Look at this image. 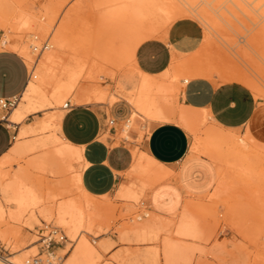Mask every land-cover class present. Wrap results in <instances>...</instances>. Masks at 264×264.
<instances>
[{"label":"rangeland","instance_id":"obj_1","mask_svg":"<svg viewBox=\"0 0 264 264\" xmlns=\"http://www.w3.org/2000/svg\"><path fill=\"white\" fill-rule=\"evenodd\" d=\"M102 1L103 0H99V1L98 0H7L5 2L4 0L3 3L2 1H0L1 3L0 4V49H12L9 45L5 46L4 44L1 43L5 38H7L8 40H10V42H13L15 44H24L28 42L30 33L31 35H33L32 37H35L36 43L38 45V50L33 51L32 48L28 46L29 48L27 47V49L30 51V57L26 56L20 50L15 49V51L22 54L26 59L30 70V77L28 82L30 81V79L35 80V84L36 86H38L37 89L39 90V91L37 90V93L39 94L45 93L44 95L51 100L52 92L57 87V83L61 85L62 84L66 85V83L70 81V79L68 81L66 79V77L67 78L69 77V73L71 72L70 70H72L71 73H73L74 71L75 74L78 71L77 72L78 74H76L74 80L75 83L74 89H72V92L70 91L66 95V97L62 98V101H60L61 104L57 101L56 103L55 100L52 98L55 104H53L52 102L51 105L49 104L45 105L43 108L26 116L21 123L12 126L14 127L13 134L15 136L16 133L25 126V124H27L29 127L32 126L35 127L41 121L46 120V125L44 127L40 129L36 128L34 131L26 133L21 137H16V138L13 137V142L21 143L26 151L23 150L24 152L21 151L23 153L20 154L15 153L11 157L12 159L10 160L11 162L9 161L5 164H2V166L0 167V173L4 174L6 180L9 181L10 179H12V175H14V173H16L18 169L25 167L26 164L30 163L29 161L34 160L36 158H40V156L46 155V153L47 155L50 154L52 148H54L53 145L50 144L39 145L34 148L31 147L32 149L29 147L32 145V143L34 144L36 140L38 141L39 139L47 138L50 135H52L54 131H56L57 123H54L52 119L55 118L57 115L64 113L65 108H63V104L66 101H69L71 104H78L77 101L73 99L75 97L76 91H78V88L80 90L91 89V91H93V89L95 90V88L96 89L99 88L101 90V88L103 87L102 90L103 89L106 90L105 92L106 98L104 99V101H101L100 103H93V104L106 106V115H107L106 127L115 129V136H114L115 142L113 145H117L120 142L124 143V159L121 163H123L124 165L127 164L126 165L127 167L126 169L120 172L118 183L112 192L105 195H101V197L100 196L95 197L98 200H102L103 202L105 201L106 204L104 203L105 204L104 206L106 207L104 208L103 206L102 209L103 211L105 209L109 211L108 212H106V210L104 211V213L107 214H104L103 222L95 223L92 226L91 230H89V232H85L86 238L88 239L89 244L91 243L90 246L94 249L95 252L94 255L95 259L93 264H146V263L163 264L162 263L163 260L161 259V257L159 256L155 257L156 249L160 248L159 241H154L151 239L147 241H137L135 240L132 233H130L129 231L130 226L133 225L132 223H134L136 220L138 222L140 221L145 222L152 215L153 212L149 202V192H150L149 189L151 190L153 187L148 189L150 185L149 183H151V177H149L148 175H146L147 177L142 176L141 174L143 172L141 173L137 172L139 176L137 175V173H135L137 176L134 174H133L134 176L132 174L130 176L131 172L129 173L128 171H130L131 165L133 164V160L135 161L136 158L135 156L139 152L143 151V143L145 136L148 135L154 122L150 120L151 118L149 117V115L143 112L135 116L131 122L127 121L129 116L131 115L132 107L126 101V99H128L129 101L130 99H132V97H135V95H137L136 82L138 78L141 77V74L134 67L133 60L132 61L126 60L128 62L125 61L122 63L123 65H121L118 63V61L116 64V60L114 59L110 60L109 58H107L106 56L107 54H109L108 52L109 49H107V46L104 45L109 43L110 41L111 42L113 41L109 39L111 33L114 32L117 33L118 32L117 28L119 27V24L122 25L121 22L123 23L122 17L120 18L118 17L119 15L116 14L115 15L117 16V21H112V19L116 20V18H113L115 15L113 16L112 13L114 14L116 10L118 9L120 10L124 6H127V2L130 3L136 1L135 2L137 3L136 5H139L140 8L144 9V10L141 9L142 11L140 10V14L142 15L141 22L142 19L149 14H150L149 15L150 18H152L151 14L153 13V19L149 18L148 20L149 17L148 16L147 18L144 19L145 23L142 22V24L146 26L145 31L147 28V23L149 24L150 22H152L151 24H149V26L154 25L155 27L156 23L153 22H155L154 20L158 18L161 20L166 19L165 22L168 21L165 23L164 21L160 22L158 20L159 26L161 27L158 28L159 27L158 23L156 26L157 29L153 27L155 30L154 31L155 35L161 33V30L162 32L163 30L165 31V29H167L168 25L170 24L171 18L169 14L167 15V13H169L170 11L169 9L170 4L174 5L176 3L175 5H177L178 3L179 7L183 6L184 8L185 6H188V4L191 6L194 5L193 7L195 8L196 11L199 10L198 12H188L184 15L181 16L179 15V17L189 18L196 21L202 31V39L199 46L194 50L195 52L194 51H192L193 53L190 52L192 54L186 53L189 55L183 54L186 56L180 58V59H187L191 56H194V54L198 55L197 56L198 58H196L195 56L193 57L195 63L192 65V67H190V69L180 68L179 70V67L173 66L174 68L172 67L171 68L173 69L172 73L174 75L170 71L171 68L168 72V75H165L167 77L164 78L165 81L168 82L172 81L171 84L175 86L178 85L180 87L179 88L178 86H176V88L179 89H176L173 95L175 96L173 100L176 98L175 99L176 102L174 100L173 105L176 106V108H179L181 106V103L179 101V92L182 88L183 81H186L189 78L194 77L190 73L192 70L195 71V75H197L198 77H207L217 82H223L226 81V79H229V78L225 79L223 77L228 69L231 70L234 74L237 71H242L244 72V74L247 75L248 78H250L249 80L254 82L257 88V92L258 91L259 92L257 93L256 91H252L258 100V108L256 110L255 115L252 117L251 121L242 128L227 129V131L230 130L229 132L234 131L233 133H236V136L238 135L237 136L238 139L241 140L243 139V141L241 140L239 141L240 143H242L240 145V149L244 151L242 152L245 153L247 151L246 152L247 157L245 156L246 160L244 159L246 162L243 163L245 165H242L243 167L239 166L240 168L236 166L235 167L234 166L232 167L230 165L228 166L227 163H226L227 166L225 163L221 165L222 162L219 163L218 161H213L214 159L205 155L214 163L216 167V172H217L216 183L214 184L211 191L205 193L204 195L200 197H189L191 200L189 198L185 199L186 202L188 201L187 199H189L191 203L190 202L188 203H190L191 205L193 204V207L196 208L195 210L191 208L192 209L190 210L191 212H194V214L195 213L198 214L199 212V214H201V216L199 217L200 220H202L201 223H205V224L207 223L206 227L204 224V228L206 229L205 230L206 233L207 234L209 233L208 234L209 237L206 241L196 242L205 251L206 254L202 253L203 254L202 256L201 253H197L191 264H196V263L197 264L199 263L200 264H206V263L207 264H264V175H263L264 156L262 155L264 154L263 152L264 148L257 147L259 149L257 148L255 149L256 144L253 141H251V144H249L250 140L247 138V133L256 138L258 132H264V86H262L264 85V57L262 59V55L264 56L263 53L264 50H262V48L264 49L263 46L264 44L262 45V43H264L263 41L264 38L263 40L261 38L264 35L263 34H262L263 36L260 35V32L264 30V13H263L264 0H260V2L258 0H193V1L175 0L176 2L172 0L173 3H171L172 1H168L170 2V4L167 1H166L167 4H165L166 2L163 1L162 5L164 4L166 6L169 4L168 7L167 6L165 7L163 5L165 8L162 9V10H166L168 8L169 11L166 10L167 13H165V11H162L161 9L160 10L158 9V7H160L161 5L157 7V5H159L160 3L159 1L162 0H158L159 3L154 2L155 0L154 1L140 0L141 2L139 0H134V1L127 0L126 2L125 0V3L124 0L122 1L104 0L103 1L104 3ZM122 2L124 5L122 4ZM144 2L145 3L147 2L148 5L150 6L148 7L147 3L145 4ZM149 3L152 4L154 3L155 5L153 4L154 6L152 5L153 7H151V4ZM47 5L49 7H46ZM175 5L173 6L174 9H178L179 7L178 6L176 7ZM163 6L161 8H163ZM113 7L115 9H113ZM156 7L158 11L162 12V13L158 12L160 16L156 15L158 14L156 12L157 11ZM26 8L29 10H27ZM46 8H49L50 10ZM126 8L127 7H125L124 9L126 10ZM149 8L151 10L154 8L155 9L153 11L150 10L151 11L150 13ZM18 9L30 11L31 13H35L36 15L39 16L41 15L43 19L42 21H44L45 26L47 25L48 27L46 26L41 28L39 26H34V25L30 27L31 26L30 25L29 26L30 29H29V27L21 25V23L19 24L18 21L15 22L12 16H14L13 12L16 13ZM145 10L147 11V14H145L146 13ZM108 12L109 14L107 15ZM154 12L156 13L155 14L156 16H154ZM204 13H206L207 15L206 14L204 15ZM162 14L168 16V18L166 16L165 18L162 17ZM9 15H11V18H9L10 17ZM202 15H204L205 17L207 16L206 18L208 21H206ZM51 16L54 17L52 18ZM50 17L51 19H49ZM107 17L110 18L112 17V18L109 19ZM102 18L103 19L105 18L106 20L105 19L103 20ZM211 19H213L214 21ZM6 20H9V23ZM49 20L50 22H48ZM104 22L107 23V25H104L105 24ZM211 22L212 23L214 22L215 28H214V24H212L213 26L211 25L209 26ZM113 26L114 28L117 27L115 29L116 31L115 30L113 31L114 29ZM101 28L104 29L102 30ZM260 28H262L263 30L261 29L260 31ZM18 29L19 30L22 29V30L19 31ZM99 29L100 32L98 31ZM143 30H144V26H143ZM57 31H59L58 32L59 35L58 34L56 35L54 33V32L57 33ZM101 31H103V33ZM105 32L106 34L104 35ZM33 33L35 34V36ZM97 33H100L101 35L99 36ZM59 36L61 37V39ZM62 38L64 41L60 42L62 41ZM93 38H95L94 39L95 42L93 41ZM55 40L56 41L58 40V44H60V47L57 44L55 48L47 46L46 48L39 50V48L46 41H47L46 43L48 42L52 43ZM259 43L260 45H258ZM252 44H254L253 47ZM93 45L95 47H93ZM104 47H106V49ZM259 48L261 50H259ZM52 50L55 53L52 52ZM100 51L102 52V54H100L101 53ZM49 52H51L53 55L57 54L56 56L54 55L55 56L54 59L57 60V61L54 60L55 62L54 69L59 67L58 69L60 70L58 71V69L57 70L55 69L57 73L56 72L54 73H56L57 75L52 74L51 76H49L51 78L44 77L43 75H41L42 74L41 72H38L42 67V63L45 59L44 57H46V55ZM95 55L98 56L96 57ZM103 56H105L104 58L106 60L105 59L103 60ZM229 57L230 59L228 60L227 58ZM109 63L110 65H108ZM60 65L65 67L61 68ZM226 65L228 67H226ZM229 66L231 67L233 66V68ZM71 67L73 68L76 67L77 70L76 68L70 69ZM65 68L67 71L65 70ZM95 69H96L95 73L94 71H91ZM88 71L89 74H87ZM58 72H60L59 75ZM187 72L190 74H188ZM256 72H258V74L260 73L259 77ZM34 73L36 75L38 74L35 77L36 79L33 77ZM228 73L231 75L230 72ZM240 74L242 75V73ZM54 75L60 78L57 80V82L55 81L56 80L55 78L57 77H55ZM221 75L223 78L221 77ZM52 76H54L53 80H52ZM76 77L78 79H76ZM262 78H263V82H262ZM258 79L260 80L262 85ZM90 85L93 87L91 88ZM120 91L123 93L125 92L124 94L126 96L122 97L123 93L120 94L121 93ZM133 93L135 94L134 96ZM39 94H37V96ZM117 94H120L121 96L120 95L118 96ZM37 96L35 95V97ZM23 99L24 98L22 94L19 95L13 100L14 102L9 109L0 108V112L3 113L4 115L9 114L15 107H17L24 101ZM58 103L60 105H58ZM116 104L127 108L128 114L119 123H115L111 125L109 124V119L113 118L111 114V108ZM210 126H214L213 122L208 118H204L197 127L196 137L199 138L202 135V130L204 131V129ZM105 136H108V134H106ZM194 136L190 134L191 146L192 143L194 142V139L196 138ZM246 140L248 144H246ZM243 143H245V145ZM57 145L59 146L61 144H57ZM247 145L249 146L246 147ZM253 149H255L256 151ZM133 151L135 154L133 153ZM250 156L252 157L250 158ZM52 160L49 163V165L51 164V166L50 167L48 166L49 168L45 170L35 169V167L33 166L32 168L28 169V172H30L32 178L35 179L34 181H36V186L38 187L39 194L41 193L40 195H42L41 196L42 200L39 203V205L36 208H34V210L27 209L22 211L18 219L9 218L8 215L7 217L5 216V218L2 219L0 229L2 230L5 228L6 230H4V232L5 231L6 232L5 234L0 233V257L9 258L10 260L16 262L17 264H26L27 259L32 260L33 255H35L37 252H43L40 244L41 243L40 234L46 233L51 226H56L64 232V234L67 236V240L64 241L61 245L55 244L53 246V249H55V254L61 257L60 264L69 263L72 257L73 250L77 244V241L73 240V238L72 237L70 238V236L68 235V231H67L68 227L58 221L57 207L61 202H64L66 200L74 201L75 199L74 202H76L78 201V198L84 197L82 191L78 189L79 187L76 188L77 186L72 182V178H71L75 172L81 170L82 163L78 159L77 161L74 160L73 169L68 170V169H64L65 165L62 166L63 164L61 165L60 163V161H62V163L66 164V162H68L67 161L68 159L59 160L58 158L56 161H54L55 158H53ZM254 160L255 162H253ZM56 162L60 163V167H62L61 169L62 170L64 169V171L60 170L61 171L60 172L57 170V168L59 169V167L57 166L58 164ZM257 166L258 168H261L260 171L262 172H260L259 170L257 171L258 169ZM26 167L28 168L31 166L27 165ZM122 182L124 184H122ZM120 184H122L123 186L130 184V186H132L135 189L137 198L139 200L137 198L134 200H127L120 198L117 195V190ZM140 185L142 186L140 187ZM0 208L5 209L8 212L17 210L15 204L10 199L6 198L1 193V191H0ZM176 214L169 217L173 219V221H175L176 219H178L179 215L181 214V211ZM3 215H5V213H3ZM137 215H140L141 218L138 219ZM209 215L211 217H209ZM208 224L210 227H208ZM173 228H174V224L171 227L168 234L169 235L171 234L170 237L176 239L177 236ZM159 236H160L159 238L162 239L161 237L164 235L161 234ZM216 245L217 246L220 245L221 247L225 246L226 250L224 249L225 251L223 252L224 254L222 253L223 254L222 257H221V253H219L218 250H216L217 248ZM213 246L216 247L214 252L210 251V249L213 250ZM152 252L154 253V255ZM46 257L47 256L45 252H43L42 256L38 259L41 262H37L34 264H47L45 261ZM203 260H205V262Z\"/></svg>","mask_w":264,"mask_h":264},{"label":"bare ground","instance_id":"obj_2","mask_svg":"<svg viewBox=\"0 0 264 264\" xmlns=\"http://www.w3.org/2000/svg\"><path fill=\"white\" fill-rule=\"evenodd\" d=\"M2 1V3L4 2V0H0ZM7 0H5L6 2ZM99 1V0H98ZM104 1V0H103ZM102 1V2H103ZM112 1V0H111ZM118 1V0H117ZM122 1V0H121ZM132 1V0H130ZM134 1V0H133ZM140 1V0H139ZM143 1V0H142ZM151 1V0H150ZM154 1V0H152ZM163 1H172V0H162V1H159L158 0H155L154 2H157L159 3L158 6V9L162 10L164 9L166 6L168 7V5L170 4V2H168L169 4L168 5H162V2ZM175 1V0H173ZM173 1L171 3H173ZM193 1V0H192ZM260 2V0H258ZM257 1V2H258ZM101 2V3H102ZM107 2V1H105ZM127 2V0H126ZM136 1L134 2H127V6H124L122 9H118L114 12V14L112 13V15L114 16L115 14L116 15H119L118 17H122V21L123 23L121 22L122 25L119 24V27L117 28L118 32L117 33H111V36H110V40H113L112 42L110 41L109 43L105 44L104 46H107V49H109V54H107V58H109L110 60L111 59H114L116 60V64H117V61L119 64L123 65L122 63L125 62L126 60H133L134 58V51L136 49V47L138 46V44H140L143 40L149 38V37H152L153 35L155 36V33H154V28H156L157 26V23H158V20L161 22V21H164L166 19H156L154 20L155 22L153 23H156V26L154 27V25H150L152 22H150L149 24L147 23V21L149 20L150 18V14L147 15L145 18H147L148 16V20L146 21L147 23V28H146V31H145V25L142 24V22L145 23V18L142 19V22H141V18H142V15L140 14V10L143 9V8H140L139 5H136L137 3H135ZM141 2V1H140ZM149 2V1H147ZM146 2V3H147ZM167 2L165 4H167ZM176 2V1H175ZM191 2V1H190ZM198 2V1H197ZM104 3V2H103ZM124 3H125V0H124ZM129 3V4H128ZM145 3V2H144ZM145 3V4H146ZM156 3V4H157ZM189 3V2H187ZM1 4V3H0ZM121 4V3H120ZM123 4V2H122ZM139 4V2H138ZM142 4V3H141ZM151 4V7H153L154 5L152 3H149ZM176 4V3H175ZM174 4V5H175ZM180 4V3H179ZM191 4V3H190ZM50 5V4H49ZM52 5V4H51ZM102 5V4H101ZM111 5V4H110ZM124 5V4H123ZM153 5V6H152ZM173 4H170L169 5V9L170 11L168 10V8L166 9L167 11H169V13H167L166 10H162V11H165V13H167V15L169 14L170 18H171V21L170 23H172V21H174L176 18H179V15H184L188 12H198L199 10H195V8L191 5L188 4V6H185V8L183 6H180L178 5H175L176 7L178 6L179 8L178 9H174V6ZM197 5V4H196ZM100 6V5H99ZM106 6V5H104ZM144 6V5H143ZM147 6L149 7L150 5H148L147 3ZM145 6V7H147ZM163 6V8H161ZM256 6V4H255ZM254 6V7H255ZM20 7V6H19ZM45 7V6H44ZM46 7H49L48 5ZM53 7V6H51ZM50 7V9H51ZM101 7V6H100ZM115 7V5H114ZM113 7V9H115ZM125 7L126 10L124 9ZM150 7V8H151ZM156 7V12L158 13H162L161 11H158ZM170 7H173V8H170ZM182 7V8H181ZM106 8V7H105ZM108 8V7H107ZM120 8V7H119ZM149 8V11L151 10ZM27 9V8H26ZM46 9H49V8H46ZM49 9V10H50ZM112 9V8H111ZM110 9V10H111ZM155 9V8H154ZM154 9H152L151 11H153ZM260 9V8H259ZM29 10V9H27ZM107 10V9H106ZM144 10V9H143ZM202 10V9H201ZM200 10V11H201ZM142 11V10H141ZM148 11V9H147ZM147 11L145 10V14H147ZM148 11V13H149ZM150 11V13H151ZM204 11V10H203ZM207 11V10H206ZM101 12V11H100ZM262 12V11H261ZM56 13V12H55ZM111 13V12H110ZM143 13V12H142ZM156 14L154 12V16H158L159 15ZM202 13V12H201ZM264 13V12H263ZM53 14V12H52ZM109 14V12L107 13V15ZM156 14V15H155ZM164 14V12H163ZM162 14V17L165 18L166 15H163ZM200 14V13H199ZM206 13H204L205 15ZM6 15V14H5ZM4 15V16H5ZM12 15V14H11ZM11 15H9L11 18ZM13 15L12 16L14 19L15 22H19V24L21 23V25H24V26H27L29 27H32V25L34 26H39L41 28L43 27H46L45 24H44V21H42V17L41 15H36L35 13H31L30 11H26V10H23V9H18L16 13L13 12ZM51 15V14H50ZM55 15V14H54ZM115 15V16H116ZM141 15V16H139ZM152 15V18L150 19H153V13L151 14ZM204 15L203 18L207 20V16L205 17ZM207 15V14H206ZM8 16V15H7ZM103 16V15H102ZM101 16V17H102ZM111 16V15H109ZM112 16V17H113ZM113 17V18H116V20H113L112 21H117V16L116 17ZM160 16V15H159ZM6 17V16H5ZM52 18L54 16H51ZM51 17L49 19H51ZM111 17V18H112ZM168 18V16H166ZM100 18V17H99ZM109 19H111L110 17H107ZM119 18V19H120ZM103 19V18H102ZM105 19V18H104ZM103 19V20H104ZM54 20V19H53ZM106 20V19H105ZM170 20V19H169ZM213 20V19H211ZM8 21L9 23V20H6ZM110 21V20H109ZM119 21V20H118ZM150 21H153V20H150ZM210 21V20H209ZM214 21V20H213ZM11 22V21H10ZM47 22V21H46ZM50 22V20L48 21ZM100 22V21H99ZM168 22V21H166ZM165 22V23H166ZM217 22V21H216ZM105 23V22H104ZM103 23V24H104ZM210 23V22H209ZM209 23H206V24H209ZM49 24V23H48ZM102 24V23H101ZM113 24V23H112ZM212 24H214V22L211 24H209V26H213ZM218 24V23H216ZM100 25V24H99ZM104 25H107V23H105ZM144 26V30H143V26ZM167 25V24H166ZM158 26H159V23H158ZM208 26V25H207ZM208 26V27H209ZM29 27V29H30ZM48 27V26H47ZM98 27V26H97ZM149 27V29H148ZM161 26H159L158 28H160ZM25 28V27H24ZM36 28V27H35ZM110 28V27H109ZM114 28V26H113ZM111 28V29H113ZM114 28L113 31L116 29ZM214 28H215V24H214ZM12 29V28H11ZM17 29V28H16ZM28 29V30H29ZM34 29V28H33ZM53 29V28H52ZM102 29V28H101ZM104 29V28H103ZM102 29V30H103ZM111 29H110V32H111ZM157 29V28H156ZM208 29V28H207ZM210 29V28H209ZM262 28H260V31H261ZM15 30V29H13ZM19 30V29H18ZM22 30V29H20ZM19 30V31H20ZM107 30V29H105ZM159 30V29H158ZM263 30V29H262ZM35 31V30H34ZM43 31V30H42ZM96 31V30H95ZM100 32V29L98 30ZM116 31V30H115ZM164 31V30H163ZM210 31V30H209ZM264 31V30H263ZM260 32V35H264V33ZM44 32V31H43ZM59 31L54 32L56 35L58 34ZM97 32V31H96ZM95 32V33H96ZM103 33V31H101ZM157 32V30H156ZM160 32V31H159ZM162 32V30H161ZM259 33V32H258ZM34 34V33H33ZM99 36L101 35L100 33H97ZM106 34V32L104 33V35ZM160 34V33H159ZM59 35V34H58ZM93 35H96V34H93ZM92 35V36H93ZM110 35V33H109ZM257 35V34H256ZM262 35V36H263ZM29 39H28V42L24 43V44H15L13 42H10V40H8L7 38L3 39V41L1 42L2 44H4L5 46L6 45H9L13 50H20L22 53H24L26 56L30 57V51L27 49V47H31L32 50L34 47L37 46V43H36V40H35V37H32L33 35H29ZM35 36V34H34ZM103 36V35H102ZM158 36V35H157ZM206 36V35H205ZM258 36V35H257ZM51 37V36H50ZM60 37V36H59ZM96 37V36H95ZM106 37V36H105ZM109 37V36H107ZM253 37V36H252ZM251 37V38H252ZM259 37V36H258ZM9 38V36H8ZM97 38V37H96ZM103 38V37H102ZM208 38V37H207ZM256 38V37H254ZM262 40L264 38L261 37ZM57 39V38H56ZM61 39V37H60ZM95 38H93V41H94ZM260 39V38H259ZM59 40V39H58ZM58 40L55 42H48L46 43V45L48 47H52V48H55L58 44ZM97 40V39H96ZM254 40V39H253ZM258 40V39H257ZM261 40V39H260ZM63 38H62V41L60 42H63ZM103 41V40H102ZM264 41V40H263ZM47 42V41H46ZM95 42V41H94ZM93 42V43H94ZM104 42V41H103ZM28 43V44H27ZM92 43V42H91ZM106 43V42H105ZM249 43V42H248ZM27 44V45H26ZM63 44V43H62ZM100 44V43H99ZM255 44V43H254ZM252 44V47L253 45ZM264 43H262L263 45ZM59 47H60V44H58ZM257 45V44H256ZM260 45V43L258 44ZM8 46V47H9ZM91 46V45H90ZM264 46V45H263ZM28 47V48H29ZM93 47H95L93 45ZM92 47V48H93ZM100 47V46H99ZM97 47V48H99ZM255 47V46H254ZM259 47V46H258ZM257 47V48H258ZM30 48V50H31ZM106 49V47H104ZM261 48V47H260ZM259 48V50H261ZM94 50V49H93ZM96 50V49H95ZM103 50V49H102ZM255 50V49H254ZM262 50H264L262 48ZM104 51V50H103ZM52 52H54L52 50ZM101 52V51H100ZM195 52V51H194ZM55 53V52H54ZM94 53V52H93ZM98 53V51H97ZM106 53V52H105ZM248 53V52H247ZM264 53V52H263ZM102 54V52L100 53ZM104 54V53H103ZM242 54V52H241ZM255 54V53H254ZM259 54V53H258ZM55 56L57 54H54ZM51 52H49L46 57H44V61L42 63V67L41 69L38 71V72H41L44 77H49L51 76L52 74H56L57 73V68L54 69V60L57 61L54 56ZM261 55V54H260ZM96 57L98 55H95ZM102 56V55H101ZM103 56V60L105 59ZM194 56L196 58H198L197 56L198 55H195ZM194 56H191L187 59H177L174 57V60H172L173 62H171L170 64V68H174L173 66H177L179 67V70L180 68H185V69H190V67H192V65L195 63L194 62ZM227 56V55H225ZM224 56V57H225ZM229 56V55H228ZM244 56V55H243ZM95 57V58H96ZM100 57V56H99ZM221 57V56H220ZM248 57V56H247ZM263 55H262V59H263ZM57 58V57H56ZM58 59V58H57ZM100 59V58H99ZM102 59V58H101ZM226 59V58H225ZM228 60L230 59L227 58ZM254 59V58H253ZM106 60V59H105ZM60 61V59H59ZM97 61V60H96ZM102 61V60H101ZM196 61V60H195ZM63 62V61H62ZM76 62V61H75ZM93 62V61H91ZM103 62V61H102ZM113 62V61H112ZM128 62V61H126ZM230 62V61H229ZM60 63V62H58ZM95 63V62H94ZM108 63V62H107ZM235 63V62H234ZM248 63V62H247ZM258 63V62H257ZM69 64V63H68ZM75 64V63H74ZM91 64V63H90ZM97 64V63H96ZM63 65V63H62ZM62 65L61 68L63 67ZM110 65V63L108 64ZM134 65V64H133ZM179 65V66H178ZM232 65V64H231ZM236 65V64H235ZM252 65V64H251ZM255 65V63H254ZM262 65V64H261ZM58 66V65H57ZM73 66V65H72ZM79 66V65H78ZM92 66V65H91ZM181 66V67H180ZM185 66V67H183ZM257 66V65H256ZM56 67V66H55ZM65 67V66H64ZM63 67V68H64ZM67 67V66H66ZM100 67V66H98ZM188 67V68H186ZM226 67H228L226 65ZM231 67V66H229ZM237 67V66H236ZM244 67V66H243ZM259 67V66H258ZM262 67V66H261ZM73 67H71L70 69H72ZM76 68V67H75ZM73 68V69H75ZM79 68V67H78ZM94 68V67H93ZM96 68V67H95ZM171 68V73H172V69ZM233 68V66L231 67ZM238 68V67H237ZM256 68V67H255ZM82 69V68H81ZM116 69V68H115ZM177 69V68H176ZM236 69V68H235ZM234 69V70H235ZM243 69V68H242ZM66 70V68H65ZM77 70V68H76ZM90 70V68H89ZM229 70V69H228ZM227 70V71H228ZM233 70V69H232ZM237 70V69H236ZM240 70V69H239ZM249 70V69H248ZM256 70V69H255ZM263 70V69H262ZM58 71H60L58 69ZM61 71H64V70H61ZM67 71V70H66ZM69 71V69H68ZM72 72V70H70ZM80 71V70H79ZM91 71H96L95 70H91ZM98 71V70H97ZM100 71V70H99ZM102 71V70H101ZM110 71V70H109ZM190 71V70H189ZM226 71V70H225ZM226 71V72H227ZM56 72V73H54ZM69 73V77L67 78L66 76V79L67 81L70 79L69 82L66 83V85H61L59 83H57V87L55 88V90L52 92V98L55 100V102H59L62 101V98L66 97V95L71 91L72 92V89H74L75 87V83H74V80H75V76L76 74H78L76 71V74L74 73ZM81 72V71H80ZM117 72V71H116ZM168 72H169V68L168 70L159 73L161 74V76H150L148 74H145L143 72H141V83H140V86L137 88V95H135L133 93V96L135 95V97H132V99H130L128 101V99H126L128 102H130L132 105H133V112L131 114V116L127 119L128 122H131L133 120V118L137 115H139L141 112L149 115V117L151 119H155V120H162V121H176L177 123H181L182 126H184L185 129H187L188 131H190L191 133L190 134H193L194 137H196V132H197V127L199 125V123L202 122V120L204 119V114L203 115L196 109L194 108H191L189 106H186V105H183L181 104V106L179 108H176V106L173 105V101L176 99L173 100V98L175 96L174 93L176 91V89H179L180 87L178 85L179 88H176L175 85L171 84L172 81H165L164 78L166 77L165 75H168ZM224 74V78H229V79H226V81H237V82H241L243 84H245L246 86L249 87V89H251L252 91H256L257 92V88H256V85L254 84V82H252L251 80H249L250 78L247 77L246 74H244V72L242 71H234L236 72L235 74L229 70L228 72L231 73V75L227 72ZM263 72V71H262ZM93 73V74H94ZM99 73V72H98ZM109 73V72H108ZM170 73V74H171ZM188 73V72H187ZM191 75H193L194 77H198L197 75H195V71H191L190 72ZM188 73V74H190ZM224 73V71H223ZM222 73V75H223ZM242 73V75L240 74ZM258 74V72H256ZM60 74V72H58V75ZM89 74V71L88 73ZM169 74V76H170ZM173 74V73H172ZM221 74V73H220ZM229 74V75H228ZM260 74V73H259ZM259 74H258V77H259ZM262 74V73H261ZM38 75V74H37ZM35 73L33 74V77L35 78L37 76ZM40 75V74H39ZM57 75V74H56ZM56 75H54L55 77H57ZM67 75V74H66ZM97 75V74H96ZM95 75V76H96ZM174 75V74H173ZM221 75V77H222ZM226 75V77H225ZM244 75V76H243ZM246 75V76H245ZM253 75V74H252ZM42 76V77H43ZM52 76V80L54 79ZM78 77V76H77ZM76 77V79H78ZM110 77V76H109ZM222 77V78H223ZM248 79H247V78ZM261 77V76H260ZM38 78V77H37ZM51 78V77H49ZM89 78V77H88ZM167 78V77H166ZM36 79V78H35ZM56 82L58 79L60 78H55ZM91 79V78H90ZM97 79V78H96ZM49 80V79H48ZM51 80V79H50ZM167 80V79H166ZM224 80V79H223ZM259 80V79H258ZM45 81V80H43ZM61 81V80H60ZM76 82V81H75ZM260 82V80H259ZM262 82H263V78H262ZM261 83V82H260ZM85 84V83H84ZM77 85V84H76ZM262 85V83H261ZM91 86V85H90ZM264 86V85H262ZM93 86H91L92 88ZM100 87V86H99ZM38 86H36L35 84V80L33 79H30V81L27 83V86L26 88L24 89L23 93H22V96H23V102L18 105L17 107H15L11 113L7 116V119L8 121L10 122L11 125L15 124V123H18V122H22L25 117L29 114V113H33L41 108H43L45 105H51L53 100L51 98L48 99L44 94H39L37 93V89ZM95 88V86H94ZM103 88V87H102ZM99 89H96L95 90L93 89V91L90 90H80L78 88V91H76V94H75V97L73 98L75 101H77L78 104L80 103H92V102H101V101H104V99L106 98V90L103 89L102 90ZM105 88V87H104ZM107 89V88H106ZM182 90V89H181ZM263 90V89H262ZM39 91V90H38ZM121 92V91H120ZM259 92V91H258ZM257 92V93H258ZM263 92V91H262ZM39 94L37 96V94ZM42 93V92H41ZM119 93V92H118ZM123 92H121L120 94H122ZM125 93V92H124ZM122 94V97H125L126 95L125 94ZM120 94H117L118 96ZM35 95L37 97H35ZM124 95V96H123ZM255 95V94H254ZM257 95V94H256ZM74 96V95H73ZM121 96V95H120ZM50 97V96H49ZM117 97V96H116ZM115 98V97H114ZM112 98V99H114ZM56 102V103H57ZM176 102V100H175ZM58 103V105H60ZM76 103V102H74ZM53 104H55L53 102ZM176 105V104H175ZM179 105V104H178ZM178 107V106H177ZM62 114L60 115H57L55 118H53V122L54 123H59V120L61 118ZM206 118V117H205ZM214 123V122H213ZM46 125V120H43L41 121L39 124H37L35 127H29L27 124L18 131V133L16 134L15 138L16 137H21L23 135H25L26 133H29V132H32L34 131L36 128L37 129H40L42 127H44ZM212 125V124H211ZM209 126V125H208ZM225 128H222L221 126H217L214 124V126H210V127H207L206 129H204V131L202 130V135L199 137V138H195L194 139V142H193V145H192V149L197 152V153H203V154H206L207 156L211 157L212 159H214L213 161H218L219 163L222 162L221 165H223V163H227L228 166H236V167H239V166H242V165H245L243 164L244 162H246L245 158L247 157L246 156V152L243 153L244 151L242 149H240V145L242 143H240L239 140L241 139H238L237 136H236V133H233L234 131L232 132H229L227 131V129ZM247 138L250 140V143L251 144V141H253L254 145H255V149L257 147H261V148H264V143L263 142H260L256 139H254L250 134L247 133ZM246 139V138H245ZM248 140V141H249ZM33 141V140H32ZM243 141V139L241 140ZM47 144H50V145H53L54 148H52L51 150V153L47 155H43V156H40V158H36L34 160H31L29 161L30 163L26 164L27 165H30L31 167H22L20 169L17 170L16 173H14V175H12V179H8L9 181L6 180V177L4 174H1L0 173V191L1 193L8 199H10L14 204H15V207H17V210L16 211H6L5 209H2L0 208V225H1V221L3 218H5V216L7 217V215L9 216V218H12V219H18L21 212L24 211V210H27V209H31V210H34V208H36L39 203L41 202V196L38 192V187L36 186V181H34L35 179L32 178V176L30 175V172H28V169L29 168H32L35 167V169H47L51 166V164L49 165L50 161L55 158L54 161H56L58 158L59 160L61 159H68L65 163H62V161H60L61 165L62 166H68V167H65L64 166V169H68V170H71L73 169L74 167V160L77 161V159L79 161H81L82 158V154H81V148L80 147H76L74 145H72L71 143H69L68 141L64 140L59 134L57 131H54L52 133V135H50L49 137L47 138H42V139H39L38 141L36 140L34 142V144L32 143V145L29 147H36V146H39V145H47ZM57 144H61V145H57ZM245 145V143H243ZM246 144L247 143V140H246ZM252 144V145H253ZM249 145H247L246 147H248ZM27 148V149H29ZM251 148V147H250ZM32 149V148H31ZM253 149V150H255ZM259 149V148H257ZM25 150V148L23 147V145L21 143H17V142H14L12 147L10 148V150L4 154L2 157H0V167L2 166V164H5L7 162H9L11 159V157L16 153V154H20V153H23ZM134 150V149H133ZM138 150V149H137ZM252 150V149H251ZM23 151V152H21ZM26 151V150H25ZM243 151V152H242ZM256 151V150H255ZM18 152V153H17ZM138 152V151H136ZM264 152V151H263ZM134 153V151H133ZM135 154V153H134ZM133 154V155H134ZM264 156V154H262ZM246 156V157H245ZM249 156V155H248ZM135 161L133 160V164L131 165V168H130V171H128L130 173V176L131 174L133 175H136L135 173L137 172H143L141 175L142 176H145L147 177L146 175H148L149 177H151V183H149V188H152L154 187L156 184H158L159 182H162L163 180H165L168 176H169V171L167 169L164 168V165L158 163V161H155L151 156H149L146 152L144 151H141L139 152L136 156H135ZM252 156H250L251 158ZM259 157V156H258ZM261 157V156H260ZM250 158H247V159H250ZM245 159V160H244ZM253 159V158H252ZM264 159V158H263ZM53 161V160H52ZM263 161V160H262ZM11 162V161H10ZM28 162V161H27ZM255 162V160L253 161ZM252 162V163H253ZM57 163V162H56ZM60 163H57L56 165L59 167V169L57 168L58 171H64V169L62 170L60 167ZM258 163V162H257ZM256 163V164H257ZM226 164V166H227ZM250 164V163H249ZM255 164V165H256ZM259 164V163H258ZM252 165V164H251ZM260 165V164H259ZM49 166V167H48ZM253 166V165H252ZM261 166V165H260ZM38 167V168H37ZM243 167V166H242ZM240 168V167H239ZM252 168V167H251ZM258 168V166H257ZM53 169V168H52ZM247 169V168H246ZM250 169V168H249ZM261 168H258L257 171L259 170L260 171ZM60 171V172H61ZM221 171V170H220ZM262 172V171H260ZM259 172V173H260ZM256 173V172H255ZM264 173V171H263ZM32 174V173H31ZM62 174V173H60ZM73 174V173H72ZM129 175V174H128ZM133 175V176H134ZM137 175L139 176V174L137 173ZM136 175V176H137ZM262 175V174H261ZM264 175V174H263ZM80 172L77 171L73 174V176L71 177L72 178V182L77 186L76 188H78L80 191H82V194H83V198H78V201L74 202L72 200H66L64 202H61L58 207H57V215H58V221L60 223H62L63 225H66L68 227V235L70 236V238L72 237L73 240H76L77 241V244L73 250V253H72V257L69 261L68 264H93L94 263V255H95V252H94V249L90 246L89 244V241L88 239L86 238V235H85V232H89V230H91L92 226L97 223V222H103L104 221V214H107V213H104V210L103 211V206L106 204V202L102 201V200H98L96 199L94 195L92 194H89L88 192H86L83 188H82V184H81V178H80ZM129 176V177H130ZM259 177V176H258ZM263 177V176H262ZM134 178V177H133ZM139 178V177H138ZM137 179V178H136ZM70 183V182H69ZM132 183V182H130ZM122 184H124L122 182ZM120 184V185H122ZM141 184V183H140ZM146 184V183H145ZM119 185V188L117 190V195L120 197V198H123V199H127V200H134L137 198V194H136V191L135 189L130 186V184L126 185V186H120ZM133 185V184H132ZM143 185V184H142ZM140 185V187L142 186ZM65 187V186H64ZM147 187V186H146ZM69 188V186H68ZM54 189V188H53ZM139 189V188H138ZM143 191V190H142ZM150 191V189H149ZM67 192V191H66ZM145 192V191H144ZM54 195V194H53ZM80 195V194H79ZM115 195H116V192H115ZM101 197V196H100ZM116 197V196H115ZM138 199V198H137ZM148 199V197H147ZM190 199V198H189ZM189 199H187L188 201L186 202L185 200V203L183 204V207H182V210H181V214L179 215L178 219H176L175 221H173V219H171L169 216H164V215H160L156 212H152V215L145 221V222H137L135 221L134 223H132L133 225L130 226L129 228V231L130 233H132V235L134 236L135 240L137 241H147V240H154V241H159V247L158 249H156L155 251V257L156 256H159L161 257V259L163 260V264H191L194 260V257L196 256L197 253H205V251L198 245V243L196 242H201V241H206L208 239V234L206 233V229L204 228V224L205 223H201L202 220H200V216L201 214H194V212H191L190 210L192 209H196L193 207V204L191 205ZM77 200V199H76ZM139 200V199H138ZM191 200V199H190ZM190 202V203H188ZM193 202V201H192ZM196 202V201H195ZM105 203V204H104ZM197 203V202H196ZM190 204V205H189ZM200 204V203H199ZM106 206H104L105 208ZM190 207V208H189ZM192 208V209H191ZM109 211V210H108ZM106 210V212H108ZM152 211V210H151ZM43 212V210H42ZM202 212V211H201ZM3 213H5V215H3ZM209 214V213H208ZM177 215V214H176ZM199 215V216H198ZM108 216V215H107ZM172 216V215H171ZM204 216V215H203ZM202 216V217H203ZM177 217V216H176ZM209 217H211L209 215ZM106 218V217H105ZM137 218H141L140 215H137ZM204 218V217H203ZM107 219V218H106ZM204 220V219H203ZM206 220V219H205ZM208 222V221H206ZM174 224V230H175V234L177 236V238H173V237H170V235L168 234L171 227L173 226ZM207 224V223H206ZM206 224H205V227H206ZM208 227L209 224H208ZM212 227V226H211ZM207 229H210V228H207ZM1 230V229H0ZM4 230H6L5 228L2 229L0 231L1 234H5ZM214 230V228H213ZM208 231V230H207ZM174 232V231H173ZM213 232V231H212ZM164 235L162 236L160 239L159 235ZM160 239V240H159ZM216 242V241H215ZM141 243V242H140ZM201 245V244H200ZM217 246V245H216ZM222 246V244H221ZM220 245L217 246V248L215 246H213V250L210 249V251L214 252L215 248L216 250H218L219 253H221V257L222 255L224 254L223 252L226 250L225 249V246L221 247ZM225 249V250H224ZM154 252V250H153ZM152 252V253H153ZM145 253V252H144ZM151 253V252H150ZM223 253V254H222ZM146 254V253H145ZM200 254V255H201ZM212 254V253H211ZM150 255V254H148ZM154 255V253H153ZM199 255V254H198ZM219 255V254H217ZM97 256V255H96ZM141 256V255H139ZM203 256V254H202ZM201 256V257H202ZM216 256V255H215ZM145 257V256H144ZM150 257V256H149ZM154 258V257H153ZM152 258V259H153ZM207 258V257H206ZM142 259V258H141ZM150 259V258H148ZM197 259V258H196ZM204 259V258H203ZM143 260V259H142ZM157 260V259H156ZM145 261V259H144ZM147 261V260H146ZM199 261V260H197ZM205 262V260H203ZM201 262V261H200ZM208 262V261H207ZM144 263V262H143ZM149 263V262H148ZM156 263V262H155ZM159 263V262H158ZM196 263V262H195ZM199 263V262H198ZM0 264H17L16 262L10 260L9 258H2L0 257ZM147 264V263H146ZM157 264V263H156ZM197 264V263H196ZM200 264V263H199ZM207 264V263H206Z\"/></svg>","mask_w":264,"mask_h":264},{"label":"crops","instance_id":"obj_3","mask_svg":"<svg viewBox=\"0 0 264 264\" xmlns=\"http://www.w3.org/2000/svg\"><path fill=\"white\" fill-rule=\"evenodd\" d=\"M179 18L158 36L138 44L133 61L140 74L161 76L162 72L170 70L174 57L183 58L199 46L202 31L198 23L189 18ZM29 77V66L22 54L12 49H0V99L12 100L21 95ZM140 83L141 77L136 82V88ZM181 89V104L206 114L204 116L213 124L225 129L244 127L258 108V100L252 90L237 81L217 82L207 77H192L183 81ZM93 103L100 102L72 104L65 108L56 131L64 140L81 148L83 159L79 172L82 188L89 194L101 196L115 189L120 172L126 169L127 164L121 163L124 143L113 145L115 129L106 127V106ZM128 103L132 114L134 107ZM9 114L0 112V157L14 143L16 135L12 126L21 123L11 125L7 119ZM111 114L113 124L119 123L128 114V109L116 104L111 108ZM150 120L154 123L145 136L143 151L164 165L169 176L150 190L149 202L154 212L171 216L182 210L186 198L200 197L211 191L217 180L216 167L209 156L192 149L191 132L181 123ZM252 137L264 143V132H258L256 138Z\"/></svg>","mask_w":264,"mask_h":264},{"label":"built area","instance_id":"obj_4","mask_svg":"<svg viewBox=\"0 0 264 264\" xmlns=\"http://www.w3.org/2000/svg\"><path fill=\"white\" fill-rule=\"evenodd\" d=\"M46 42L39 48V50H42L44 48H46ZM34 50H38V45L36 47L33 48ZM12 100H6V99H0V108L1 109H9L11 107V105L13 104ZM72 104L69 101H66L63 104V108H68L70 107ZM114 123V119L111 118L109 119V124H113ZM41 240H40V244L42 247L43 252H45L46 254V263L47 264H60L61 261V257L55 254V249H53V246L55 244H59L61 245L64 241L67 240V236L64 234V232L59 229L56 226H51L49 228V230L46 233H42L40 234ZM43 252H37L35 255H33V259H27L26 260V264H34L37 262H41L40 260H38Z\"/></svg>","mask_w":264,"mask_h":264}]
</instances>
